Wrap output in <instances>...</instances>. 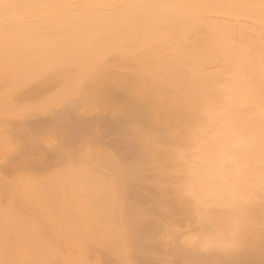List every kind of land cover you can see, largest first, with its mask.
Returning a JSON list of instances; mask_svg holds the SVG:
<instances>
[{"label":"bare ground","instance_id":"1","mask_svg":"<svg viewBox=\"0 0 264 264\" xmlns=\"http://www.w3.org/2000/svg\"><path fill=\"white\" fill-rule=\"evenodd\" d=\"M0 264H264V0H0Z\"/></svg>","mask_w":264,"mask_h":264},{"label":"snow or ice","instance_id":"2","mask_svg":"<svg viewBox=\"0 0 264 264\" xmlns=\"http://www.w3.org/2000/svg\"><path fill=\"white\" fill-rule=\"evenodd\" d=\"M28 191L38 202H44V193L42 191L39 189H33L31 186H29Z\"/></svg>","mask_w":264,"mask_h":264}]
</instances>
